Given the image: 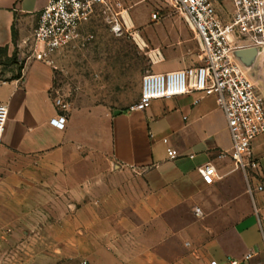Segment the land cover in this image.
Here are the masks:
<instances>
[{"label":"crops","instance_id":"crops-1","mask_svg":"<svg viewBox=\"0 0 264 264\" xmlns=\"http://www.w3.org/2000/svg\"><path fill=\"white\" fill-rule=\"evenodd\" d=\"M47 1L0 0L5 40L15 22L23 47ZM23 69L0 86V104L9 111L0 143V208L19 210V220L34 214L54 220L58 254L90 264H180L193 258L264 264V136L253 143L259 168L249 178L228 156L232 138L213 97L194 94L130 107L111 114L101 136L94 137L91 127L90 136H83L87 127L55 104L56 68L32 60ZM252 70L264 94V63L257 60ZM59 116L66 118L63 130L51 124ZM169 148L180 157L170 159ZM208 163L217 174L211 185L198 171Z\"/></svg>","mask_w":264,"mask_h":264},{"label":"rangeland","instance_id":"rangeland-1","mask_svg":"<svg viewBox=\"0 0 264 264\" xmlns=\"http://www.w3.org/2000/svg\"><path fill=\"white\" fill-rule=\"evenodd\" d=\"M78 33L49 62L56 68L53 97L66 105L62 112L87 127V137L88 128L101 136L111 114L139 103L145 75L197 67L203 55L197 34L169 0H106ZM32 42L33 35L19 46L15 22L9 41L0 33V86L22 75L32 61ZM253 62L244 60L246 66ZM18 212L0 208V264H83L55 250L54 220H38V214L19 220ZM180 264L206 263L193 258Z\"/></svg>","mask_w":264,"mask_h":264},{"label":"built area","instance_id":"built-area-1","mask_svg":"<svg viewBox=\"0 0 264 264\" xmlns=\"http://www.w3.org/2000/svg\"><path fill=\"white\" fill-rule=\"evenodd\" d=\"M184 14L190 28L197 34L201 51V64L197 67L168 72H153L143 77L139 103L131 110L146 109L154 101L198 94L201 98L213 97L224 112L232 138L228 153L235 168L248 178L257 171L253 157V143L264 136V94L253 80L251 71L236 56L238 52L255 50L264 63V0H169ZM106 0H48L39 13L38 25L33 34L30 59L50 64V56L66 47L79 36L80 27L90 20L95 8ZM222 5L225 7L222 8ZM221 6V7H220ZM154 20H159L157 15ZM200 99H196L197 105ZM60 109L66 105L59 99ZM7 105L0 104V143L8 120ZM51 124L63 130L66 118L59 116ZM167 143V140H164ZM168 157H180L169 148ZM225 154L218 158L225 157ZM207 185L217 176L215 166L208 163L198 169ZM259 187L258 190H262ZM248 192L252 194L249 186ZM201 217V211H194ZM251 258V254L247 259ZM83 264H90L84 261ZM211 264H217L213 261ZM231 264H239L233 261Z\"/></svg>","mask_w":264,"mask_h":264},{"label":"water","instance_id":"water-1","mask_svg":"<svg viewBox=\"0 0 264 264\" xmlns=\"http://www.w3.org/2000/svg\"><path fill=\"white\" fill-rule=\"evenodd\" d=\"M236 56L239 58V60L243 63V65L251 71L252 66H246L244 64V60L246 58L254 60L253 64H255V60L257 58V52L255 50H245L238 52Z\"/></svg>","mask_w":264,"mask_h":264},{"label":"trees","instance_id":"trees-1","mask_svg":"<svg viewBox=\"0 0 264 264\" xmlns=\"http://www.w3.org/2000/svg\"><path fill=\"white\" fill-rule=\"evenodd\" d=\"M122 111H125V110H122ZM119 112V111H118Z\"/></svg>","mask_w":264,"mask_h":264}]
</instances>
